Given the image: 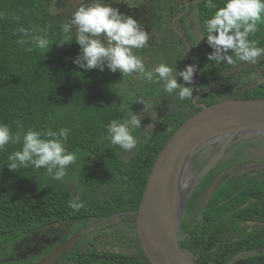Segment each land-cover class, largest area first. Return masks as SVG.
I'll return each mask as SVG.
<instances>
[{
  "label": "trees",
  "instance_id": "trees-1",
  "mask_svg": "<svg viewBox=\"0 0 264 264\" xmlns=\"http://www.w3.org/2000/svg\"><path fill=\"white\" fill-rule=\"evenodd\" d=\"M93 2L0 0V123L7 124L14 134L30 129L46 132L68 128L65 147L77 157L76 162L67 167L66 175L55 180L44 168L8 169L7 156L21 145L9 144L0 151V264H36L77 233L80 237L75 245L64 250L52 264H151L139 245L135 216L148 173L164 143L188 116L200 109L197 103L210 105L229 98H264V56L255 63L243 62L229 49L227 54L233 55V65L208 59L215 49L207 43L204 24L214 10L205 7V0L190 4V10L194 7L198 12L204 49L195 44L189 32L185 22L187 14L180 15L176 22L186 34L197 68L189 60L184 39L176 34L177 39L170 38L171 44L165 50L145 49L146 46L133 50L146 70L160 63L169 64L178 83L194 88L193 99L180 101L178 91L171 96L163 91L162 81L148 82L141 80L137 73L123 75L119 70L113 73L107 64L103 71L99 67L85 71L73 63L81 54V47L74 38L75 26L71 32L73 39L62 45L59 42L63 38L61 26L70 22L78 7ZM101 2L132 18L141 7L130 6L125 0ZM216 2L222 5L223 0ZM165 10L170 25L178 11L176 0H166ZM154 13L153 10L150 15ZM20 26L37 31L23 36L15 32ZM258 27L259 31L249 39L259 40L258 46L264 47V25ZM34 35H46L49 47L36 48ZM21 39L25 44L17 43ZM29 47L33 48L31 52L26 51ZM188 65L196 69L191 84L178 75ZM228 72L231 73L224 75ZM231 74L238 77V85L232 88L235 91L225 87L232 81ZM140 101L149 109L160 106V102L169 104L152 120L151 127L145 128L146 108ZM131 113L141 114V128L132 129L137 145L123 160L125 150L106 139L105 125L112 120H126ZM261 135L264 136L257 134L253 138ZM237 144L239 142L234 145ZM203 149L197 153H202ZM226 153L229 152L205 174L200 192L229 166L244 163V160L240 163L231 158L223 167L220 163ZM208 156L209 153L206 159ZM203 165L194 166V170H200ZM55 171L53 169V173ZM254 172L242 169L230 174L205 202L200 200L197 218L182 216L179 247L196 264H226L241 251L255 254L230 264H264V248L260 247L264 243H255V239L264 237L247 234L245 226L239 227L258 213L256 201L264 203V177L261 170L260 174ZM249 198L255 201L238 208ZM73 201L82 203L83 207L78 210L69 207ZM116 215H124L126 234L136 241L133 252L107 249L111 246L106 240L109 229L106 234L103 230L88 229L85 233L78 229L88 220ZM64 222L73 223L71 233L52 228ZM119 233L111 231L108 235L115 238Z\"/></svg>",
  "mask_w": 264,
  "mask_h": 264
},
{
  "label": "clouds",
  "instance_id": "clouds-1",
  "mask_svg": "<svg viewBox=\"0 0 264 264\" xmlns=\"http://www.w3.org/2000/svg\"><path fill=\"white\" fill-rule=\"evenodd\" d=\"M158 1L160 2V0ZM187 1V4H181L182 8L185 7L182 14H187L186 17L191 15L192 10L190 12L186 10L193 0ZM205 7L214 10L204 24L207 43L215 49V52L208 56L209 60H214L217 63L225 61L228 65H233V55L227 54L229 49L233 50L234 56L243 62L255 63L259 57L264 56V47L258 46L260 41L249 39L259 31V25H264V0H223L222 5L218 4L216 0H205ZM177 10L179 11L178 8ZM193 10H195L194 7ZM178 11L176 15L179 13ZM195 12L198 13L194 11V14ZM155 14L157 13L155 12ZM161 15L165 16L167 22V15ZM186 17L185 22L189 25V19ZM171 23L172 20L170 25L167 24V27L171 28ZM192 25L188 27L190 33ZM73 26L76 29L75 41L81 47V54L73 63L80 68L87 71L99 67L103 71L104 65L107 64V68L113 73L119 70L123 75L137 73L141 80L148 82L160 83L162 81L163 91L170 96L178 91L180 101L193 99L194 88L178 83L177 78L173 75L174 70L169 64L160 63L153 69L146 70L142 59L134 54V49H142L149 40L148 33L140 27L134 18L125 17L119 9L104 4L101 0H94L91 4L78 7L70 22L61 26L63 33V38L59 42L61 45L73 39L71 34ZM35 31L37 30L26 29L23 26L15 30L16 33L23 36ZM166 32L173 40L177 39L170 30H166ZM182 33L187 53L190 54V45L186 34L183 30ZM191 35L193 37L192 33ZM193 40L196 44L194 37ZM17 43L23 45L25 41L21 39ZM49 43L46 35H34L36 48L46 50ZM32 50V47L26 49L28 52ZM195 71L194 66L188 65L178 75L184 82L191 84ZM140 115L131 113L126 120L110 121L105 125L106 139L125 151L135 148L137 139L132 135V129L141 128ZM68 135V128H60L58 131L49 129L46 132L30 129L23 133L17 131L14 134L7 124L0 123V151H4L9 144H19L21 148L7 156L9 170L19 171L20 168L29 166L34 169L44 168L53 179L61 180L66 175L67 167L77 160L75 153L69 152L65 147ZM42 137H47V139ZM53 169H56L54 173ZM69 207L78 210L83 207V204L73 201L70 202Z\"/></svg>",
  "mask_w": 264,
  "mask_h": 264
},
{
  "label": "water",
  "instance_id": "water-1",
  "mask_svg": "<svg viewBox=\"0 0 264 264\" xmlns=\"http://www.w3.org/2000/svg\"><path fill=\"white\" fill-rule=\"evenodd\" d=\"M187 4L188 1L184 0ZM200 0H193L194 3ZM191 33L199 48H204L200 19L195 12ZM264 134V98H229L200 105L171 134L157 154L148 173L138 202L135 227L139 245L151 264H196L179 247L180 215L191 191L216 164L223 152L246 136ZM210 143L216 147L205 165L193 176L184 203L179 209L178 188L183 165L191 162L196 152ZM232 170V168L230 169ZM223 173L219 184L230 174ZM80 237L76 234L63 241L36 264H52L64 250H69ZM254 252L241 251L228 263L249 257Z\"/></svg>",
  "mask_w": 264,
  "mask_h": 264
},
{
  "label": "rangeland",
  "instance_id": "rangeland-1",
  "mask_svg": "<svg viewBox=\"0 0 264 264\" xmlns=\"http://www.w3.org/2000/svg\"><path fill=\"white\" fill-rule=\"evenodd\" d=\"M125 1L130 6H136L138 3V0H125ZM152 9L159 15L165 14L164 10L159 11V10H155L154 8H152ZM193 11H196V9ZM179 15L177 16V18L179 17ZM177 26H178V24H177ZM177 30L181 33V30H179L178 28H177ZM231 93H235V92H231ZM168 104H169L168 101L160 102V106L156 105V106L151 107L150 109L148 108V105H147L146 112L143 115V117L146 118V123L144 124V127L145 128L151 127L152 120H154V118L163 109V107L168 106ZM255 135H257V134H255ZM253 136L254 135L252 134V135L244 137L243 139H240V141H239V139L233 141L229 145V147L226 148L229 153H228V155L226 153V157L223 158V161L220 164L224 167L223 164L229 162L230 159L233 158V160H235L236 162L237 161L240 162V161L244 160L245 164L243 163L244 166L242 167V166L237 165L235 163V165L230 166V167H232V170L238 169V171H239L240 169L245 170V169H249L252 167L256 168L257 166L258 167L263 166L262 164H264V136L261 135L260 137H254V138H253ZM237 142H239V143L242 142V143L240 145H238V144L234 145ZM210 145L211 146L213 145L212 149H211ZM215 147H216V143H210V144H207L206 146L202 147V148H204L202 153L196 152V155L193 156V158L191 159V162H190V165H191L190 166L191 167L190 175L192 177L199 171V170H194V166H195V168H198L202 164H205L209 160V158L211 157L212 152L214 151ZM201 149H199V151ZM226 149L224 152L227 151ZM132 150L124 151L123 160ZM208 153H209V156L206 159V155ZM229 155H232L233 157L229 156ZM203 157H204V159H203ZM250 159H253L254 161L250 160ZM202 160H203V162H202ZM230 167H228L227 170L222 172V174L223 173L227 174V173L232 172V170L229 169ZM201 186H202V183H198L196 185V187L192 189L188 200L184 204L183 210H182L181 215H180V221H181L182 216L186 217L187 219H193V218L198 217V211L197 210L199 209L200 200H202V202H205L208 199V197L210 196L211 190L213 188V185H210L202 193V192H200ZM123 218H124V215H116V216H111L108 218H103V219H100L97 221L88 220L83 225L78 226V229H80L81 231H83L85 233L88 231V229L103 230L105 232V234H106V230L109 229L107 234H106L107 235L106 240L108 241V244H110L111 246H108L106 248L107 249L112 248L115 251L130 253L136 249V247H135L136 241L129 234H126V231H127L126 230V223L123 220ZM179 224H180V222H179ZM72 225H73V223L68 224L67 222L57 223V224H54L52 226V228L54 230H57V232H64V233L69 232V233H71L72 227H73ZM75 228H76V226H75ZM111 231H112V234L114 232L119 231L120 235H116V236H114L115 238H113L111 235H108V233H110ZM178 236H179V234H178Z\"/></svg>",
  "mask_w": 264,
  "mask_h": 264
},
{
  "label": "flooded vegetation",
  "instance_id": "flooded-vegetation-1",
  "mask_svg": "<svg viewBox=\"0 0 264 264\" xmlns=\"http://www.w3.org/2000/svg\"><path fill=\"white\" fill-rule=\"evenodd\" d=\"M184 3L185 2H183L182 0H176V7L179 9V11H178L179 13L172 17V20H173L171 23L172 26H171V28H169V27H167L166 18L164 15H158L155 13L150 15V13L153 11L152 8H154L155 10H159V11L164 10L166 12L167 11V10H165L166 0H160V2L158 0H138L137 5H139L141 7L139 9L138 15L134 18L136 19V21L138 22L140 27H143L144 28L143 30L146 31L149 35V40L147 41V43L145 45L146 46L145 49H151V48H156V50L167 49L169 47V45L171 44V40H170V35L166 32V30H170L174 36L177 35V36L184 39V36L182 33V27L180 25L177 26V24L175 22V19L177 18V16L179 14H182L185 11V9H184L185 7L182 8V6H181V4H184ZM189 10H190V6L186 11H189ZM191 10H192L191 15L189 14L186 17V19L187 18L189 19L188 27H190L194 21L193 20V18H194L193 7L191 8ZM177 28L179 30H181V33L177 30ZM187 54L189 56V60H191L193 65L197 68L195 58H193L191 56V54H189V53H187ZM230 73L231 72H228V73H225L224 75H227ZM232 76H233V78L231 79L232 81H230L229 83H226V86H225V87H227V89H230V90H233L232 89L233 87L235 89V86L238 85V82H237L238 77L234 76V75H232ZM233 91H235V90H233ZM201 104L205 105L204 103H197L196 105L200 107ZM239 145H240V143H239ZM224 153L221 155V157L224 155ZM221 157L218 159V161L221 159ZM244 164H242L240 166L243 167ZM262 165L263 166H260V167L257 166L256 168L252 167L249 169L256 170L254 173H257V174H260V170H261V174L264 177V164H262ZM231 166H233V165H231ZM231 168L232 167H230L229 169H231ZM227 169H225V170H227ZM240 170H242V169H240ZM217 181H218V179L213 182L215 184H213V183L211 184V185H213L211 193H213L215 191L217 185H219V184H217ZM253 201H255L254 198H249V200H246L241 205H239L238 208L246 206ZM256 202H257V205L259 207L258 213H254L252 215V219H246L243 223H240L239 227L245 226L246 229L244 228V230H246L247 234L254 233V234H256L255 237H264V235H263L264 234V203L260 202V201H256ZM228 212L231 213V211H228ZM255 243H257L258 245H262L264 243V239L263 238L255 239ZM260 247L264 248L263 245ZM249 252H254V251H249ZM254 254H255V252H254ZM254 254H252V255H254ZM228 262L226 264H230Z\"/></svg>",
  "mask_w": 264,
  "mask_h": 264
},
{
  "label": "bare ground",
  "instance_id": "bare-ground-1",
  "mask_svg": "<svg viewBox=\"0 0 264 264\" xmlns=\"http://www.w3.org/2000/svg\"><path fill=\"white\" fill-rule=\"evenodd\" d=\"M191 165L189 162L185 163L183 165L181 174H180V182H179V188H178V206L179 209L184 203V198L187 196V193L190 189V186L193 181V177L190 175Z\"/></svg>",
  "mask_w": 264,
  "mask_h": 264
}]
</instances>
